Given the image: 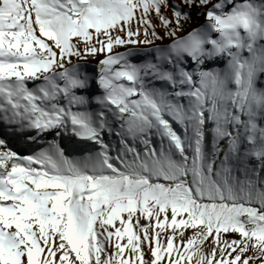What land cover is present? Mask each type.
<instances>
[{"label":"snow or ice","instance_id":"snow-or-ice-1","mask_svg":"<svg viewBox=\"0 0 264 264\" xmlns=\"http://www.w3.org/2000/svg\"><path fill=\"white\" fill-rule=\"evenodd\" d=\"M0 264H264V0H0Z\"/></svg>","mask_w":264,"mask_h":264}]
</instances>
